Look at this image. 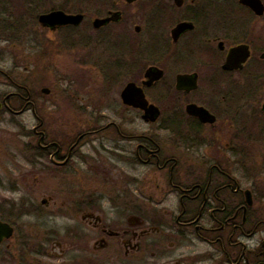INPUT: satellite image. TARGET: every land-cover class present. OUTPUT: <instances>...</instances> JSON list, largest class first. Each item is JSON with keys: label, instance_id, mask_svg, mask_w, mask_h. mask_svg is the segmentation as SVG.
Here are the masks:
<instances>
[{"label": "flooded vegetation", "instance_id": "af4514ba", "mask_svg": "<svg viewBox=\"0 0 264 264\" xmlns=\"http://www.w3.org/2000/svg\"><path fill=\"white\" fill-rule=\"evenodd\" d=\"M247 1L0 0V113L32 112L37 193L81 218L69 245L89 254L67 263L51 229L0 215L5 264H264V0Z\"/></svg>", "mask_w": 264, "mask_h": 264}, {"label": "rangeland", "instance_id": "374dc122", "mask_svg": "<svg viewBox=\"0 0 264 264\" xmlns=\"http://www.w3.org/2000/svg\"><path fill=\"white\" fill-rule=\"evenodd\" d=\"M58 91L59 94L63 92L62 89ZM36 123L31 111L17 117L3 116L0 113V215L16 222L33 234L39 231L43 235L45 228L51 229L57 241L66 242L71 247L67 250L69 254L73 247L72 243L69 245L71 235L67 230L70 226L81 227L84 223L81 218L73 221L64 216L58 207L55 208V214L49 217L50 208L42 204L44 197L42 193H37L32 165L33 145L30 131ZM47 189L48 186H45L43 191ZM85 235V241L93 236L86 230ZM87 248L92 249V243ZM56 251H58L57 247ZM88 256L85 250L84 252L72 251L64 259L68 257L67 263H69L73 258ZM2 259L1 256L0 264H5ZM40 259L41 264H58L60 261L63 263L62 259L60 261L48 257H40Z\"/></svg>", "mask_w": 264, "mask_h": 264}, {"label": "water", "instance_id": "95a60500", "mask_svg": "<svg viewBox=\"0 0 264 264\" xmlns=\"http://www.w3.org/2000/svg\"><path fill=\"white\" fill-rule=\"evenodd\" d=\"M246 2H248V1L246 0ZM253 9L259 14H262L264 12L263 7H255V5H254ZM51 17L52 16H46L47 19H50ZM67 18H68L69 22L79 20V16H68ZM243 51H244V49L242 48V46L233 48L230 52L227 65H230L237 60L239 62H241V64H242V62H244L248 57V56L244 57V55H242L244 53ZM125 97L127 98V95H125ZM12 232H13V229L9 224L0 221V242L3 241L4 238L9 237L12 234Z\"/></svg>", "mask_w": 264, "mask_h": 264}]
</instances>
